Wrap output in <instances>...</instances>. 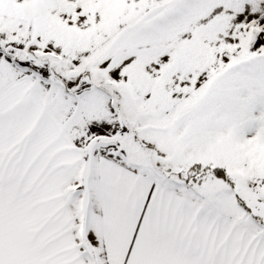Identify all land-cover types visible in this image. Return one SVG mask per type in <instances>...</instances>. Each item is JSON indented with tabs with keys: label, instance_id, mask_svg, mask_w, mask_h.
Returning a JSON list of instances; mask_svg holds the SVG:
<instances>
[{
	"label": "snow or ice",
	"instance_id": "snow-or-ice-1",
	"mask_svg": "<svg viewBox=\"0 0 264 264\" xmlns=\"http://www.w3.org/2000/svg\"><path fill=\"white\" fill-rule=\"evenodd\" d=\"M0 264H264V0H0Z\"/></svg>",
	"mask_w": 264,
	"mask_h": 264
}]
</instances>
